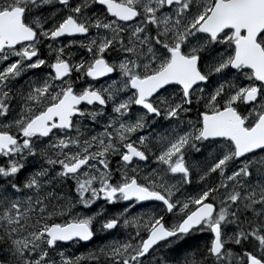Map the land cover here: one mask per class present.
<instances>
[{
  "label": "snow or ice",
  "instance_id": "1",
  "mask_svg": "<svg viewBox=\"0 0 264 264\" xmlns=\"http://www.w3.org/2000/svg\"><path fill=\"white\" fill-rule=\"evenodd\" d=\"M0 264H264V0H0Z\"/></svg>",
  "mask_w": 264,
  "mask_h": 264
},
{
  "label": "rangeland",
  "instance_id": "2",
  "mask_svg": "<svg viewBox=\"0 0 264 264\" xmlns=\"http://www.w3.org/2000/svg\"><path fill=\"white\" fill-rule=\"evenodd\" d=\"M113 211H115V209H113ZM204 239H206V237ZM192 241L195 243V240H192ZM100 242H101L100 240H94L93 242L89 244H82V245L76 246L75 248H72L71 250L75 252L76 254H79L80 252H86L88 249L94 248ZM202 242H203L202 240L196 241L195 246ZM184 248H190V247H184Z\"/></svg>",
  "mask_w": 264,
  "mask_h": 264
},
{
  "label": "flooded vegetation",
  "instance_id": "3",
  "mask_svg": "<svg viewBox=\"0 0 264 264\" xmlns=\"http://www.w3.org/2000/svg\"><path fill=\"white\" fill-rule=\"evenodd\" d=\"M195 243H196V240H195ZM195 243L192 240H190V242L187 245H184L183 247H194Z\"/></svg>",
  "mask_w": 264,
  "mask_h": 264
},
{
  "label": "water",
  "instance_id": "4",
  "mask_svg": "<svg viewBox=\"0 0 264 264\" xmlns=\"http://www.w3.org/2000/svg\"><path fill=\"white\" fill-rule=\"evenodd\" d=\"M91 243V242H90ZM86 244H89V243H86Z\"/></svg>",
  "mask_w": 264,
  "mask_h": 264
}]
</instances>
